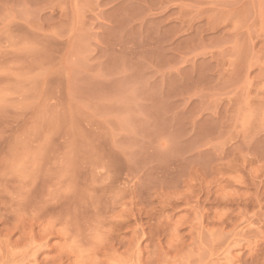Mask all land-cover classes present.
I'll return each mask as SVG.
<instances>
[{"label":"rangeland","instance_id":"obj_1","mask_svg":"<svg viewBox=\"0 0 264 264\" xmlns=\"http://www.w3.org/2000/svg\"><path fill=\"white\" fill-rule=\"evenodd\" d=\"M0 264H264V0H0Z\"/></svg>","mask_w":264,"mask_h":264}]
</instances>
